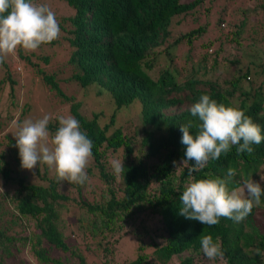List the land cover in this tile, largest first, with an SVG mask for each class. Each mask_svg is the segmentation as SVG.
Returning a JSON list of instances; mask_svg holds the SVG:
<instances>
[{"label": "trees", "instance_id": "trees-1", "mask_svg": "<svg viewBox=\"0 0 264 264\" xmlns=\"http://www.w3.org/2000/svg\"><path fill=\"white\" fill-rule=\"evenodd\" d=\"M35 1L55 13L59 38L35 51L18 48L8 55L1 63L7 67L1 84L9 87V103L16 107L22 74L9 70V64L17 60L25 72H35L44 100L51 107L66 105L93 141L85 171L107 188L90 201L83 190L86 182L71 183L78 197H70L59 189L70 183L59 182L54 170L49 176L48 166L39 164L34 171L39 180H31L21 168L14 135L26 119H39L38 109L22 102L21 116L10 129L2 130L7 119L0 117V264H11L22 240L33 264H68L48 255L52 247L76 256L73 264H114L119 241L130 238L125 245L133 248L131 255L119 257L118 264H264L256 255L257 248L264 251V195L239 223L221 217L217 225L206 226L179 215L194 164L182 163L179 126L198 123L190 108L200 96L244 111L264 136V85L252 78L256 67L264 71V0H252L253 5L236 0L229 12L226 0ZM57 46L68 49L65 71L62 65H48L50 49ZM242 51L254 59L244 62ZM25 81L32 85L34 78ZM89 88H94L90 95ZM134 115L138 121L131 125ZM58 117H51L50 135L59 127ZM236 147L191 178H224L232 167L237 174L229 189L259 180L264 140L253 145L252 155L237 154ZM111 160L124 164L119 178ZM70 205L91 216L88 230L77 220L87 239L82 243L71 244L64 233L62 213ZM208 234L220 243L222 258L205 256L199 238Z\"/></svg>", "mask_w": 264, "mask_h": 264}, {"label": "clouds", "instance_id": "clouds-1", "mask_svg": "<svg viewBox=\"0 0 264 264\" xmlns=\"http://www.w3.org/2000/svg\"><path fill=\"white\" fill-rule=\"evenodd\" d=\"M60 26L55 13L46 5H36L32 0H0V63L23 48L27 52L37 50L42 44H49L59 38ZM198 123L189 120L179 126L181 144L185 146V161H194L189 168V181L180 196L179 215L214 226L220 218L239 223L247 218L254 206L261 203L264 187L260 182L249 179L243 187L229 189L236 176L235 168L229 167L224 178L194 180L192 173L200 172L210 160H217L227 154L231 146H237V154L252 155L253 145H259L264 136L261 127L237 107L219 103L208 94L190 108ZM50 115L31 120L26 119L15 133L21 168L33 170L37 164L47 165L54 170L59 182L85 184V171L92 158L93 141L81 130L80 123L72 116H59V127L53 135L49 132ZM16 124V122H13ZM196 129L195 133L191 131ZM117 178L123 172L120 160H111ZM264 181V176H260ZM200 244L209 259L222 258L224 253L219 242L212 235H201ZM256 255L264 260V251L256 249Z\"/></svg>", "mask_w": 264, "mask_h": 264}, {"label": "rangeland", "instance_id": "rangeland-1", "mask_svg": "<svg viewBox=\"0 0 264 264\" xmlns=\"http://www.w3.org/2000/svg\"><path fill=\"white\" fill-rule=\"evenodd\" d=\"M236 0H226V4L227 7H229V9H227V11L229 12L231 9H235V7H232V4L235 2ZM34 4L38 5L39 2L35 1L33 2ZM221 3V2H219ZM246 3H248L247 5H253V1L252 0H246ZM185 29V28H184ZM261 45H264L263 43ZM235 47V46H233ZM247 45H244V49H246ZM253 50H256V48H251ZM259 51H261L263 49L262 46L258 47ZM50 50L55 51V53H53V51H50L51 54H53V58L52 60L48 63L49 68H57L58 66H61L62 64L65 63V61L67 60L69 53H68V49H65L61 46H57L56 48L52 47ZM49 51V50H48ZM243 61L247 62V60H252L254 59L250 54L248 53H244L242 51V56ZM17 60H13L11 61V63L8 66V69L11 70L14 73H20L22 74L20 76V78L18 77V81L20 83V86H18L17 91H16V95H17V103L18 105L16 107H14L13 105H11L9 103L10 100V93L9 91V87L6 84H1V79L5 76V70H7L4 64L0 63V117H2L3 119H7L6 123L7 125L4 126V128L2 130H5L7 128H12L14 125L13 122L18 120V118L21 116L20 114V108H21V104L24 101H29L32 102L38 109V111L35 113L36 116H38L39 118L43 117L44 115H50L51 117L54 116H70L69 115V110L65 105V107L63 105L60 104H56V102L53 104V106L51 107L48 102L46 100H44L43 94L38 90V76L35 72H25V68L23 67L22 64L16 62ZM256 62V61H255ZM255 69H257L256 75H253V80L254 82L260 84V82L264 85V71H261L260 67H256ZM33 70V69H32ZM66 68L64 67V65H62V71H65ZM254 70V69H253ZM65 75L67 76V73H65ZM30 76L32 78H34V81L32 83V85H27L25 84L26 81L25 79ZM256 83H254L256 85ZM2 87V88H1ZM28 88L30 89V91H28ZM94 88H89L88 91V95H90L93 92ZM48 94V93H47ZM46 94V95H47ZM84 112L88 111L87 108V104L84 105L83 107ZM5 119V120H6ZM138 121V116L134 115L130 118L129 124L133 125V123ZM12 125V126H10ZM16 131H14L15 133ZM3 135V132L0 133V136ZM35 169L33 170H27L28 173H30V179L31 180H39L38 176L34 173ZM262 172V176H264V166H261V170ZM49 176L53 175V170H50L48 173ZM256 180V179H255ZM254 180V181H255ZM257 182L261 183V186H264V181H260L256 180ZM1 185V184H0ZM240 187H243V185H241ZM102 188H107L104 184H102V182L95 178V177H90L88 178V180L86 181L85 186L83 187V190H86V196L87 199L92 201V199L94 198L93 195H98L101 191ZM1 189L4 190V188L1 186ZM59 189L61 191H64L65 193H68V195L70 197H74L77 198L78 194L77 191L75 189V187L73 185L69 184H65V183H61L59 186ZM92 191V193L90 192ZM70 205L68 210H64V212L62 213V221L63 222V228H64V233L66 235H69L70 237L68 238V241L71 244H76V243H82L84 241H86L87 239H85L83 237V235L80 234V227L79 222H77L78 219L81 220V222L83 223L84 227L83 230H88L87 228L91 227L92 225L87 223V221H89L90 219V214L85 210V209H79L76 206ZM82 230V231H83ZM131 238L128 240V243H131ZM125 241H123V239H121L119 241V245H118V249L117 252H119L118 255L115 256V262L114 264H118L120 258L124 257V258H129L131 255V250L133 249L130 245H125L128 244ZM17 249L14 250L15 254L14 256H11V259H9V261L11 262V264H33V262L30 260L29 257V251L30 247L28 245L27 242H24L23 240L21 242L17 243ZM43 245H48L46 242H43ZM74 247V246H73ZM48 255H50V257L53 258H60L65 260L66 263L68 264H73L74 261H76V256H72L60 249H56L53 248L49 249ZM120 257V258H119ZM67 258V259H66Z\"/></svg>", "mask_w": 264, "mask_h": 264}]
</instances>
